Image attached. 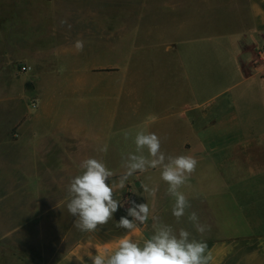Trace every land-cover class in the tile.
Masks as SVG:
<instances>
[{
  "label": "crops",
  "instance_id": "1",
  "mask_svg": "<svg viewBox=\"0 0 264 264\" xmlns=\"http://www.w3.org/2000/svg\"><path fill=\"white\" fill-rule=\"evenodd\" d=\"M22 1L0 0V33L8 34L6 43L4 36L0 40V79H6L13 103L27 93L36 97V109L26 112L10 140L9 157L18 160L16 174L22 165L25 188L39 192V222L50 211L41 208L45 192H55L49 205L54 213L67 207L68 186L88 158L114 172L108 183L115 199L150 209L134 232L100 226L91 233L54 234V264H92L89 244L95 245L87 249L93 255L114 251L125 236L142 244L153 234V217L199 240L191 212L210 228L203 237L210 264H264V57L255 56L264 47V0H28L43 4L34 6L35 18ZM62 20L71 25L66 39ZM208 28L226 33L198 45L184 41V53H174L179 34ZM47 30L57 37L54 46L71 48L72 60L82 52L84 65L74 62L68 74L42 66L19 78L14 66L29 65L22 56L30 53V43L15 37ZM77 40L84 41L83 51L76 50ZM127 48L151 51L133 56ZM6 109L10 122L15 105ZM138 131L155 133L166 155H190L198 162L179 189L190 203L179 221L161 169L137 172L118 187L122 157L135 153ZM104 145L106 153L99 151ZM142 184L157 188L156 194L144 192Z\"/></svg>",
  "mask_w": 264,
  "mask_h": 264
},
{
  "label": "clouds",
  "instance_id": "2",
  "mask_svg": "<svg viewBox=\"0 0 264 264\" xmlns=\"http://www.w3.org/2000/svg\"><path fill=\"white\" fill-rule=\"evenodd\" d=\"M66 24L70 29L71 25L66 20L61 21V25ZM75 48L83 51L84 41L77 40ZM128 136L129 133L125 132L126 140ZM134 143L135 153L122 157L125 171L119 177L118 187L123 189L129 177L137 172L161 169V179L169 185L167 191L175 199L172 215L179 221L190 207L188 199L179 189L195 171L197 160L190 155H166L161 151V140L155 133L138 131ZM99 151L106 153L108 146L104 145ZM79 167L82 173L71 180L67 189L70 197L67 209L70 215L76 217L74 225L79 231L96 232L98 227L107 224L113 214L123 207V202L114 198V186L108 181L115 174L101 160L88 158ZM142 188L153 196L157 191V188H150L148 184H142ZM149 214L147 203L137 204L132 201L127 208V216L120 217L116 227L134 232L136 222L145 223ZM153 220V234L144 239L142 244L135 238L125 236L119 240L114 251L96 252L95 255L87 251L89 246H95L89 244L85 251L92 264H210L212 255L208 251L206 239L203 238L210 228L200 222L196 212H191L188 220L202 237L199 240L183 228L177 233L172 226L160 222L158 217H153Z\"/></svg>",
  "mask_w": 264,
  "mask_h": 264
},
{
  "label": "rangeland",
  "instance_id": "3",
  "mask_svg": "<svg viewBox=\"0 0 264 264\" xmlns=\"http://www.w3.org/2000/svg\"><path fill=\"white\" fill-rule=\"evenodd\" d=\"M56 1L59 0H53L54 3ZM65 1L67 5L71 4V0ZM77 2H79V5H87L86 1ZM21 5L31 8L30 13L33 18L37 17V15L39 16V12L35 10L36 8L33 9L34 6H43L42 3H38L37 1L32 3V1L28 2V0H23ZM44 6L49 7L50 5ZM64 27L61 32L63 38L66 39L68 38L66 35L72 33L67 26L64 25ZM224 33L226 32H221V30L215 28H208L205 30L196 29L187 31L185 36L179 34L177 36L178 38H175L174 53L176 55L184 53L186 49L185 45H183L184 41L195 42L194 45H198L200 42L215 41ZM4 34L5 35H2V33H0V40L3 42L4 36L6 43L8 34L6 32H4ZM15 38H17L16 41L25 43L24 45H26L27 42L30 43L29 47L26 49L30 51V53H25V56H22L23 61L28 62L29 65L18 62L14 66V73H16L19 78H22V76L30 77L31 74L40 70L42 66L47 70H57V72L68 74L74 62V64L79 62L84 65L83 59H85V56L82 55V52L76 55L72 60V55H70L71 48L61 49L54 46L53 41L56 40L57 37H55L53 31H28L25 32L22 37L18 36ZM94 50L95 54L98 55L100 51L97 52V49ZM127 51H130V53L133 52V56H136V54L141 53L147 55L150 53L151 49L145 48L136 51L135 48H127ZM42 52H45V55L48 52H52L44 57V60L47 62L41 63ZM14 53L19 54L20 50L18 49V51H14ZM33 53L35 55H33ZM255 56H258L257 53ZM25 80L27 83L31 82L30 79ZM11 97V94L6 90V79H0V264H54V259L57 257V251L59 250V248H57L59 241H55L53 235L78 234L81 231L75 227L74 221L76 217L69 214L67 207L60 208L56 213H54L55 209L53 210L49 207L51 204L54 205L57 199L55 192H45L44 195L46 198L41 208L44 210L45 205H47L46 209L50 211H48L46 221L39 222L37 217L40 209L37 203L39 192L29 191L25 188L24 183L27 181L24 180L26 176L22 174V165L19 168V174H16V163L18 160L9 157L13 152V147L10 146V140L16 136V129L25 119L26 112L36 109L37 101L36 97L30 93H27L24 98L15 100L14 103L11 101L12 99L10 100ZM7 104L15 105V110L9 113L10 122L7 119ZM33 104L35 105L34 107H32ZM248 117L249 114L244 113L241 115V118L244 120H247ZM130 206L131 202L130 205L123 204V207H120L118 211L113 214V218L102 227L116 226V222L119 221L120 217L127 216V208ZM61 211L65 214L63 217L59 215ZM54 214H57V216ZM30 219H33V221H30ZM24 234L26 235V239H24ZM39 234H44V236L42 235V237H39ZM45 234H47V237H45ZM64 243L65 241H63V243L61 241V244Z\"/></svg>",
  "mask_w": 264,
  "mask_h": 264
},
{
  "label": "built area",
  "instance_id": "4",
  "mask_svg": "<svg viewBox=\"0 0 264 264\" xmlns=\"http://www.w3.org/2000/svg\"><path fill=\"white\" fill-rule=\"evenodd\" d=\"M258 57L259 58H263L264 57V47L261 48L258 52ZM35 105L33 104L32 107H34Z\"/></svg>",
  "mask_w": 264,
  "mask_h": 264
}]
</instances>
